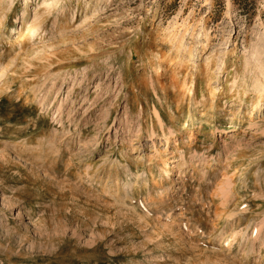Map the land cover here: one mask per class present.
Returning <instances> with one entry per match:
<instances>
[{"label":"rangeland","instance_id":"374dc122","mask_svg":"<svg viewBox=\"0 0 264 264\" xmlns=\"http://www.w3.org/2000/svg\"><path fill=\"white\" fill-rule=\"evenodd\" d=\"M263 85L264 0H0V264H264Z\"/></svg>","mask_w":264,"mask_h":264},{"label":"bare ground","instance_id":"6f19581e","mask_svg":"<svg viewBox=\"0 0 264 264\" xmlns=\"http://www.w3.org/2000/svg\"><path fill=\"white\" fill-rule=\"evenodd\" d=\"M59 3V2H58ZM54 4H56V3H53V6H54ZM52 5V4H51ZM54 7H56V6H54ZM52 8V7H51ZM55 9V8H54ZM264 87V85L262 86V88ZM262 90V89H261ZM214 91V90H213ZM264 95H263V93H262V91H259V95H258V97H257V99H256V102H255V106L256 107H261L263 104H264ZM253 104V103H252ZM201 106V105H200ZM120 174V173H119ZM152 260V259H151ZM150 264V263H149Z\"/></svg>","mask_w":264,"mask_h":264}]
</instances>
